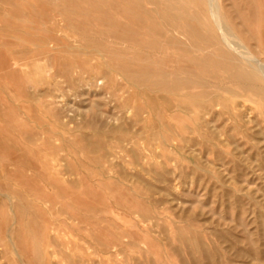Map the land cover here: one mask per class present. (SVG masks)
<instances>
[{"label":"rangeland","instance_id":"374dc122","mask_svg":"<svg viewBox=\"0 0 264 264\" xmlns=\"http://www.w3.org/2000/svg\"><path fill=\"white\" fill-rule=\"evenodd\" d=\"M219 1L264 62V0ZM209 22L0 0V264H264V95L179 32Z\"/></svg>","mask_w":264,"mask_h":264},{"label":"bare ground","instance_id":"6f19581e","mask_svg":"<svg viewBox=\"0 0 264 264\" xmlns=\"http://www.w3.org/2000/svg\"><path fill=\"white\" fill-rule=\"evenodd\" d=\"M201 2L208 6L211 17V22L206 23L205 26L207 29V36L199 34L195 28L186 24L180 25V34L183 35L187 41H191L192 39L194 40V42H192L191 48L196 51L204 52L215 50L218 52H223L224 58L228 61L232 71L235 73L233 78L237 81H247L245 85L249 93L258 96L264 95V62L253 55V53L250 51V48L241 40H239L233 28L223 19L219 0H201ZM185 45H187V43ZM32 54L34 55V53ZM32 54L30 52V55ZM24 73H26V71ZM262 81L263 83H260ZM161 85L163 86V84Z\"/></svg>","mask_w":264,"mask_h":264}]
</instances>
